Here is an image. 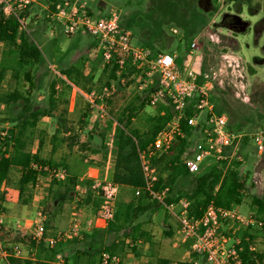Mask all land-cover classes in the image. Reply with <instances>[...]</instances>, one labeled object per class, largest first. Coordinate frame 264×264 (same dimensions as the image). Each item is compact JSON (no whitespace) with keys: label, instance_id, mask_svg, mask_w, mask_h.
I'll return each mask as SVG.
<instances>
[{"label":"rangeland","instance_id":"1","mask_svg":"<svg viewBox=\"0 0 264 264\" xmlns=\"http://www.w3.org/2000/svg\"><path fill=\"white\" fill-rule=\"evenodd\" d=\"M41 1L50 3L52 0ZM84 1L95 14L116 9L121 16V26L132 30L134 43L145 45V39L152 37L156 47L163 45L166 51L181 57L185 66L193 68L203 78L216 75L212 97L228 115L229 126L250 134H255L261 129L264 124V0H195L198 9L205 14L208 25L187 39L184 38V30L179 22L181 19L173 20L169 16L174 11L172 0H167L170 3L157 0L158 3L164 2L165 7L169 8V13H160V17L165 19L160 26L153 25L158 14V11L152 10L156 0ZM37 10L43 11V7L38 5ZM225 13L231 15L229 18L231 22L239 18L242 22H233L230 26L228 23L216 25L220 23ZM46 18L39 16L37 23L28 25L29 31L42 49L40 63L34 70V90L31 98L34 105L49 109L51 84L56 80L59 85V101L55 110L41 117L38 128L27 131L29 146L35 147L39 134L44 141L42 152L46 159L52 158L57 163L64 161L68 164L70 173L79 176L89 174L92 167L99 168V179L107 181L112 177L115 165L118 128L114 116L126 99L139 93L137 86L142 79L140 77L136 82L128 84L130 78L122 76L120 74L122 69L119 68L117 75L120 76V80H110L113 91L103 95L104 88L110 87L105 84L109 79V71L103 69L104 62L97 53L96 38L86 32L66 36L59 25L51 21L47 25ZM167 19L172 21H166ZM128 22H131L132 26L126 27ZM243 22H246L244 26ZM146 28L149 30L147 34ZM193 42H196L195 46ZM76 66H80L83 76L93 75V80H86V84L94 87L95 102L102 107L92 104L69 76L62 73L69 72ZM16 88L24 90L27 88L26 82L22 78H14L8 71L0 84V129H9L11 123L7 119L20 111L19 104L9 106L2 100L3 95ZM80 89L85 92L84 89ZM109 99L111 102H107ZM88 105L92 107V112L87 117V124L82 125L81 118ZM158 111V103L146 105L135 117L133 127L145 131L151 124V118L155 117ZM63 122H66L70 130L62 129L60 133L62 139L57 149L52 150L51 137ZM201 130L193 135L191 149L203 137ZM241 153L242 173L247 176L248 181L250 178L254 179L252 192L263 193L264 151L261 153L257 150L252 138ZM210 158H206L202 164L211 163ZM92 173L97 174V171L92 170ZM11 177L13 183L8 186V193H5V210L2 212L1 225L2 240L6 245L18 243L16 240L18 233L25 232L28 235L34 230V221L37 217L30 215L28 211L40 210L46 214L49 220L46 225L48 233L67 228L74 218L84 225L86 221L95 217L97 207L91 202L81 205L82 200L77 197L78 194H74L70 200L63 203L54 198V191L59 189V186L52 185L55 180L48 173L41 177L38 186L28 188L24 199L20 198L17 189L16 182L20 178L17 168L12 170ZM131 197H133L131 189L127 188L124 192L120 189L116 207H121ZM250 201L251 194L248 193L237 208L249 214ZM29 219H34L33 223L27 221ZM137 220L142 221L143 228L151 235V240L135 242L132 244L135 245V249L127 246L125 251L120 253L123 264H150L158 256L168 257L173 261L191 257L192 251L187 243L181 241L177 219L168 207L159 205L155 209H147L139 214ZM85 231L89 229L84 227L82 233ZM256 235V248L264 251L263 232L259 231ZM19 243L22 253L28 254L27 245ZM196 260L197 264H206L202 255ZM0 264H6L4 258H0Z\"/></svg>","mask_w":264,"mask_h":264},{"label":"trees","instance_id":"2","mask_svg":"<svg viewBox=\"0 0 264 264\" xmlns=\"http://www.w3.org/2000/svg\"><path fill=\"white\" fill-rule=\"evenodd\" d=\"M164 1L170 3L167 0ZM172 2L174 11L169 16L173 20L179 21L181 19L179 22H181L180 25L184 30L185 39L208 25L205 14L198 9L195 0H172ZM154 3L152 10L158 11L159 15L157 14L156 23L153 25L160 26L162 20H165L160 17V13H169V8L165 7L164 2L158 3L156 0ZM230 16L229 13H225L220 23H216V25L228 23L230 26L233 22L236 23V21H230ZM45 20L46 24L49 25L50 19L46 18ZM166 21H172V19ZM131 24L128 22L126 27L132 26ZM148 31L146 28L145 33L147 34ZM145 41V45L151 48L154 53L166 51L163 45L156 47L152 37L145 39ZM41 56L42 49L35 41L32 33L28 30L20 31L19 19L14 15L5 16L0 10V84L6 78L7 72L10 71L11 76L16 79L22 78L27 85L24 90L16 88L2 96V100L9 106L19 104L20 111L12 118L7 119L11 123L9 129H0V184L11 185L13 183L11 172L17 168L20 172L19 196L24 199V194L28 188L34 186L38 178L47 175L48 172L44 169L45 165H49L52 169L65 167L68 170L67 178L60 182L56 179L53 181L54 184L52 185L59 186V189L54 191V198H57L60 203L70 200L74 194H78L75 185L79 182L83 187H86V192L79 196L82 200L80 204L91 202L98 210L99 195L97 189L92 186V178L85 177L81 180L79 175L70 173L69 166L64 161L57 163L52 158L46 159L42 152L44 141L39 134H37L39 139L37 150L33 152L29 146L27 131L38 128L41 117L55 110L59 101L58 83L55 80L51 84L49 109L45 110L33 104L31 96L34 90V70L40 63ZM99 58L103 60L100 56ZM176 60L180 65H184L181 57L176 56ZM119 68L114 60L111 63H103V69L109 71V79L105 81V84L110 86V80H120V76L117 75ZM121 69L120 74L130 78L128 84L136 82L140 77L142 80L139 82L146 79V69L133 63L131 59H128ZM62 73L67 74L75 85L86 92L94 90L91 84H86V80H93V75L83 76L80 66ZM198 80H203L199 74ZM158 84L157 79H155L143 89H139V93L125 100L123 106L114 116L118 131L112 180L120 186L125 185L131 189L133 197L116 209L114 217L108 221L106 226L93 227L89 231L83 232L79 237L59 241L54 246H50L43 240L33 239L32 234L22 235L18 233L16 240L18 243L27 245L28 254L27 256L8 255L4 258L6 264H70L73 257L77 258V264H98L104 252L120 254L129 245L135 249V245H132L135 242L151 240L149 231L143 228L142 221L137 220L139 214L147 209H155L159 205L176 204L185 198L189 201V214L194 217H201L210 204L229 209L239 206L248 193L251 194L249 215L254 222L242 232L239 245L242 264H264V251L256 248V234L261 231L264 235V192H252L255 185L254 179L250 178L248 181L247 176L243 175L241 170L243 163L241 151L248 146L253 134L246 132L239 140L235 139L232 143L224 146L221 158L209 157L212 160L211 163L202 164L198 172H191L182 164V159L192 155L191 139L195 132L202 128L206 114L199 118L198 124L190 125L186 116L195 114L190 104L185 110V116L181 119L182 134L176 137L166 154L156 158L160 170L154 189L168 188L164 195V203L152 196L146 189V181L139 159V148L146 147L154 140L158 131L174 114V106L169 99L165 102H158L159 111L155 117L151 118V124L145 131L133 127V121L138 112L150 104L151 94L156 90ZM97 99L99 100V98ZM211 100L216 111L223 112L214 97L211 96ZM107 102H111V100L109 99ZM91 112L92 107L88 105L81 118L82 125L87 124V117L91 115ZM227 126L229 129L235 130L229 126V123ZM68 128L66 122L60 123V126L57 127L51 137L52 150L57 149L62 139L60 136L62 129L69 131ZM2 131H6V133L4 134ZM70 146L72 145L70 144ZM137 188L141 189L139 195H136ZM5 193L6 190H0V213L5 210ZM48 222L47 217L45 225ZM54 233L46 232V234ZM2 239L3 236H1ZM186 245L189 247L188 244ZM58 254H61V260L58 259ZM199 255L201 254L192 251L189 259L179 261L158 256L150 264H195Z\"/></svg>","mask_w":264,"mask_h":264},{"label":"built area","instance_id":"3","mask_svg":"<svg viewBox=\"0 0 264 264\" xmlns=\"http://www.w3.org/2000/svg\"><path fill=\"white\" fill-rule=\"evenodd\" d=\"M41 5L43 11H38ZM0 10L5 16L14 15L19 19L20 31L28 30L30 23H37L39 16L47 17L51 22L59 25L66 36H73L78 32H86L93 35L97 43V53L105 63L113 60L120 68L126 61H131L139 67L146 69V79L138 84V89H143L149 82L155 79L158 87L151 94V104L169 99L174 106V114L158 131L154 140L146 147L139 148L141 169L146 181V189L164 203V195L167 187L155 190L154 184L158 179L160 165L156 158L166 154L178 135L182 134L181 119L185 116L186 108L191 104L195 114L186 116L190 125H196L199 118L206 114L205 123L202 124L203 137L193 147L191 156L183 157L182 164L191 172H198L206 158L222 157L225 145L240 139L245 132L228 128V115L225 112H217L211 100L215 87L216 75L207 76L202 81L198 80V73L191 67L180 65L176 55L168 51L154 53L151 48L133 42L131 29L123 28L120 24V13L111 9L107 13L95 14L89 9L84 0H52L43 3L41 0H0ZM196 42H193V46ZM230 56L229 53H226ZM59 86V85H58ZM113 86L105 87L103 95L110 94ZM92 104L95 102V90L84 92ZM6 133V131H2ZM257 150L264 151V124L261 129L253 134ZM44 169L52 179L58 182L64 181L68 176L65 167L50 168L45 165ZM264 176V166L262 168ZM93 179V187L99 195V208L95 217H92L82 225L76 218L69 226L54 234H46L45 214L37 212V220L34 221L32 238L37 241L43 240L50 246L59 241L80 236L83 228L104 227L112 219L116 212V200L120 191V185L113 180H100L92 171L86 176ZM85 178V177H83ZM81 178V180L83 179ZM41 178H38L34 186H38ZM4 183L0 184L3 190ZM79 196L86 192L79 182L75 185ZM141 189H136L139 195ZM189 201L181 199L176 204L166 205L173 213L178 222V233L183 243H187L191 251L204 256L206 264H242L240 243L242 232L254 221L249 214L240 211L237 206L224 209L210 204L201 217H194L188 211ZM3 213H0V258L8 255L23 256L20 243L6 245L1 240L3 231L1 225ZM58 259H62L58 254ZM98 264H123L120 254L104 252ZM197 264V260H195Z\"/></svg>","mask_w":264,"mask_h":264},{"label":"crops","instance_id":"4","mask_svg":"<svg viewBox=\"0 0 264 264\" xmlns=\"http://www.w3.org/2000/svg\"><path fill=\"white\" fill-rule=\"evenodd\" d=\"M78 87V86H77ZM39 125V124H38ZM35 140V139H34ZM37 140H39V139H36V142H37V144H38V141ZM92 140H93V138H92ZM37 144H35V147H30L31 148V150L33 151V152H35L36 150H37V148H38V145ZM92 170H96L97 171V175H98V177H99V168H95V167H92L91 169H90V172L92 171ZM88 175V174H87ZM87 175H85V176H79L80 177V179L81 178H83V177H86ZM109 180H112V177L109 179ZM18 181H19V179H18ZM16 184H17V186H18V182H16ZM8 186L9 185H6L5 183H4V186H3V190H6V194L8 193V191H7V189H8ZM128 187L127 186H125V185H123V186H120V189H121V192L123 191H125L126 189H127ZM17 189H19V188H17ZM39 211V210H38ZM38 211H28V213L30 214V215H35V217H37V212ZM97 210L95 211V213H94V215L96 216V214H97ZM93 215V216H94ZM45 217H46V214H45ZM47 218V217H46ZM27 221H30V222H32L33 223V221H34V219H29V220H27ZM31 224V223H30ZM30 226V225H29ZM57 232V231H56ZM22 235H24V234H26L25 232H23V233H21ZM22 255L23 256H27V254H23L22 253ZM73 260H72V262L70 263V264H77V258L76 257H73L72 258Z\"/></svg>","mask_w":264,"mask_h":264},{"label":"flooded vegetation","instance_id":"5","mask_svg":"<svg viewBox=\"0 0 264 264\" xmlns=\"http://www.w3.org/2000/svg\"><path fill=\"white\" fill-rule=\"evenodd\" d=\"M240 20H241V19L239 18V19H237V21H236V22H237V23H241V21H240Z\"/></svg>","mask_w":264,"mask_h":264},{"label":"water","instance_id":"6","mask_svg":"<svg viewBox=\"0 0 264 264\" xmlns=\"http://www.w3.org/2000/svg\"><path fill=\"white\" fill-rule=\"evenodd\" d=\"M241 21V20H240ZM242 22V21H241ZM246 24V22H243V26Z\"/></svg>","mask_w":264,"mask_h":264}]
</instances>
